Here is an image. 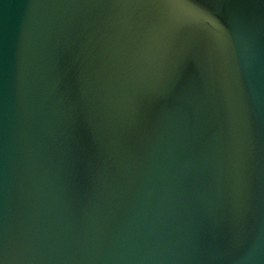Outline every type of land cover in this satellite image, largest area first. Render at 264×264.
<instances>
[{"label":"water","instance_id":"95a60500","mask_svg":"<svg viewBox=\"0 0 264 264\" xmlns=\"http://www.w3.org/2000/svg\"><path fill=\"white\" fill-rule=\"evenodd\" d=\"M0 264H264V0H0Z\"/></svg>","mask_w":264,"mask_h":264},{"label":"snow or ice","instance_id":"6c2138e0","mask_svg":"<svg viewBox=\"0 0 264 264\" xmlns=\"http://www.w3.org/2000/svg\"><path fill=\"white\" fill-rule=\"evenodd\" d=\"M209 23H211V24H214L215 25V21L214 20H211V19H209ZM217 27H218V25H217Z\"/></svg>","mask_w":264,"mask_h":264}]
</instances>
